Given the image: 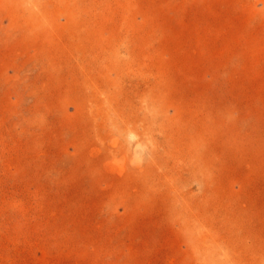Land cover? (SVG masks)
<instances>
[{
    "label": "rangeland",
    "instance_id": "obj_1",
    "mask_svg": "<svg viewBox=\"0 0 264 264\" xmlns=\"http://www.w3.org/2000/svg\"><path fill=\"white\" fill-rule=\"evenodd\" d=\"M0 264H264V0H0Z\"/></svg>",
    "mask_w": 264,
    "mask_h": 264
}]
</instances>
